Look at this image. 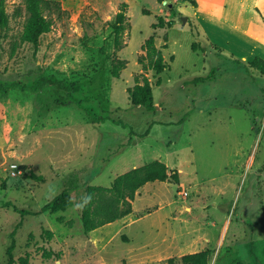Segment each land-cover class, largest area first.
<instances>
[{
    "label": "rangeland",
    "instance_id": "374dc122",
    "mask_svg": "<svg viewBox=\"0 0 264 264\" xmlns=\"http://www.w3.org/2000/svg\"><path fill=\"white\" fill-rule=\"evenodd\" d=\"M50 1L53 26L37 46L22 39L25 0H7L0 28V264L18 224L14 253L30 264H184L204 249L210 264H264V75L210 43L190 0ZM124 1L130 25L115 51ZM160 16L171 26L153 27ZM152 35L169 65L161 73L138 59ZM115 56L127 60L119 78ZM144 75L154 109L130 101ZM49 76L70 86L29 87ZM155 159L180 181L148 182L132 213L86 232L75 207L85 187ZM14 162L45 179L12 176ZM65 189L76 204L46 210Z\"/></svg>",
    "mask_w": 264,
    "mask_h": 264
},
{
    "label": "trees",
    "instance_id": "16d2710c",
    "mask_svg": "<svg viewBox=\"0 0 264 264\" xmlns=\"http://www.w3.org/2000/svg\"><path fill=\"white\" fill-rule=\"evenodd\" d=\"M28 11V17L25 23L24 31L22 33V39L26 42L33 43L35 46L39 44L40 38L43 34L49 32L52 29L53 21L46 14V9L50 6V0H25ZM194 6H198L197 0H190ZM129 3L124 1L120 5V9L112 22L113 34H114V47L115 51H120L125 45L124 41L125 32L128 30L130 21L128 15ZM258 11L260 9L258 8ZM262 14V13H261ZM264 19V15L262 14ZM10 16L7 11V0H0V28H6L9 25ZM172 21H167L164 16L159 17V21L153 24V27H165L171 26ZM194 29L197 35L201 36L202 32L198 26ZM208 40V39H207ZM201 42L195 41L192 44L193 50L197 51L201 48ZM142 51L145 53L139 55V62L143 64L145 70L154 69L156 73L163 72L169 65L165 61L162 50L156 44V37L152 35L142 45ZM232 59V58H230ZM238 63H241L247 67L258 70L264 75V57L257 55L252 60H246L243 58L232 59ZM127 67V60L115 56L112 63V74L114 77L119 78L122 70ZM214 71V69L212 70ZM143 82H140L139 78L134 86L129 87L130 101L134 105H141L148 109L155 108L153 86L149 76L144 75ZM202 78V77H200ZM57 81L61 86L69 87L64 80H58L53 76L43 77L29 87L38 89L44 85L47 81ZM160 82V80H159ZM10 87L19 85V83L13 82ZM3 85L0 83V88ZM23 88L26 85H22ZM77 103L80 104V100L77 97H72ZM121 123V122H119ZM25 169V176L43 181L44 175L36 173L34 170H29L26 165H23ZM180 181V174L177 170H170L166 162L155 159L147 162L143 165L132 168L114 179L110 186L93 185L88 184L85 187V195L91 194L92 200L84 209L80 212V218L83 227L86 232H90L97 229L107 223L116 221L123 218L133 212V201L136 198L138 191L146 185L148 182L154 181H167V180ZM84 195V196H85ZM76 204V199L71 190L65 189L58 195H56L46 205V210H50L53 213L59 211H65ZM62 221L63 217H59ZM19 224L16 225L12 232V243L7 249V261L6 264H30V254L27 253L19 258H16L14 250L16 245L15 234ZM51 236L53 231H47ZM212 251L211 249H204L201 251L184 254L181 259L184 264H210ZM238 264H244L240 258L234 257ZM172 260V259H171Z\"/></svg>",
    "mask_w": 264,
    "mask_h": 264
},
{
    "label": "crops",
    "instance_id": "0c3cea01",
    "mask_svg": "<svg viewBox=\"0 0 264 264\" xmlns=\"http://www.w3.org/2000/svg\"><path fill=\"white\" fill-rule=\"evenodd\" d=\"M202 3L203 0H198L196 7L201 27L214 47L223 55L229 54L228 60L264 57V0H206V5Z\"/></svg>",
    "mask_w": 264,
    "mask_h": 264
},
{
    "label": "built area",
    "instance_id": "2783aa9c",
    "mask_svg": "<svg viewBox=\"0 0 264 264\" xmlns=\"http://www.w3.org/2000/svg\"><path fill=\"white\" fill-rule=\"evenodd\" d=\"M8 169H9L10 174L12 176H20V175H23L25 173V169L23 168V166L17 162L11 163L8 166Z\"/></svg>",
    "mask_w": 264,
    "mask_h": 264
},
{
    "label": "clouds",
    "instance_id": "9594fccd",
    "mask_svg": "<svg viewBox=\"0 0 264 264\" xmlns=\"http://www.w3.org/2000/svg\"><path fill=\"white\" fill-rule=\"evenodd\" d=\"M91 200H92V196H91V194H86L85 196H83L82 198H81V202L80 203H77L76 205H75V207L78 209V210H83L84 209V207H86L88 204H90L91 203Z\"/></svg>",
    "mask_w": 264,
    "mask_h": 264
}]
</instances>
